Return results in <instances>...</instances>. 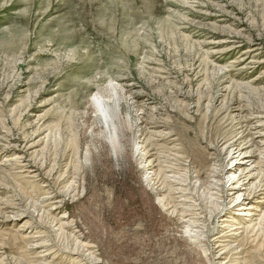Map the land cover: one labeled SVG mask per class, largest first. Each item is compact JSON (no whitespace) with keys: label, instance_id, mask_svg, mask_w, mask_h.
<instances>
[{"label":"rangeland","instance_id":"rangeland-1","mask_svg":"<svg viewBox=\"0 0 264 264\" xmlns=\"http://www.w3.org/2000/svg\"><path fill=\"white\" fill-rule=\"evenodd\" d=\"M121 79L133 101L109 86ZM262 86L264 0H0V264L219 262L218 237L234 229L221 221L250 219L220 187L209 193L205 145L233 141L238 117H264ZM96 91L118 94L115 151L88 107ZM180 147L188 162L174 161ZM195 213L201 233L187 240L177 223ZM262 231L232 258L264 264Z\"/></svg>","mask_w":264,"mask_h":264},{"label":"bare ground","instance_id":"bare-ground-1","mask_svg":"<svg viewBox=\"0 0 264 264\" xmlns=\"http://www.w3.org/2000/svg\"><path fill=\"white\" fill-rule=\"evenodd\" d=\"M228 44H230L228 46L229 49L227 48L228 51L236 50L237 47L235 43L228 42ZM259 63H262V62H259ZM120 81H122L120 85L119 84L114 85L112 83L108 85L112 88L113 92H115L116 90L119 91L117 93H119L120 96L123 97L126 101L130 102L136 99L137 93L134 92L135 90L134 85L129 84L127 81H125V79H121ZM262 87L263 88H260V87L257 88V91L261 90L262 92H264V86ZM116 95L118 94L115 93L112 96H103L98 91H96L94 94L91 95L90 99L88 100L89 109L91 110V112H93L95 115H97L101 119L102 125L104 127L103 129L107 131V135H108L107 139L113 151L118 149L117 133L119 132V123H120V117H119L120 111H119V106H117L116 98L118 97L115 98ZM140 105L142 106V104ZM151 105L152 103H147L146 107L147 106L151 107ZM143 110H146V109H139L137 111L139 112L138 115L144 114L142 113ZM238 114H241L240 111L238 112ZM238 118L239 120L241 119V123L244 124L243 126L244 129L242 132L238 134L237 137L235 136V138H233V141L223 140L222 142H220L221 144L220 146L217 144L215 145V143H209L208 145H205V146H208L207 149L211 151V155L213 156V158H211V165L209 166L207 172L205 173L207 178L206 177L204 178L206 179V184H207L206 188L208 189L209 193L212 195L211 192L216 189L215 186L220 187L221 188L220 191L224 195H227L229 202H231L232 204V207H230L229 210H231V208L233 209L234 207H238L237 211L239 212V214H237L236 216H238V218L245 217V218L250 219L249 221L241 220V219L236 220V217H231L227 215L229 219H223V221H221L223 223L230 224V225L225 224L226 230L227 229L229 230L230 228H234V229H232L233 231L232 234L231 232L230 234L221 232L220 236L218 237V238H221L220 242L223 243V247H221V251H219L221 255L218 256L217 259H220L222 256H224V258L219 260V262H217L216 264H231V263L239 264L238 258L233 259L232 256L233 255L239 256L238 254H240L241 252L239 250L243 246L242 243L247 237V235L250 233H254L255 229L257 228V232H258L257 237H258L263 232L262 230H264V228H262V226H264V211H262V213L259 216H257L254 213L258 210L257 208H259V206L258 205L256 206V201H254L255 196L252 197L253 195L252 192L255 188L257 189L258 187L260 188L264 187V171H262L261 169L262 167H264V117L263 116L253 117L252 115L247 114V116H243V117L241 116ZM139 119L143 121V117ZM253 119H255V121H252ZM152 135L155 137H160V141H163V140L167 141L165 138H171L173 133L170 132V133L165 134L162 131L161 132L157 131V132L152 133ZM150 137H151V134L150 136L147 137L146 141L150 139ZM175 148H173L174 158H175L174 161L176 160L178 161V159H183V162L187 161V156H186L187 153L182 151V147H180V149L178 148L177 150ZM155 150L156 148L153 151ZM180 154H181V157H180ZM223 155L226 156V159L230 158L229 162H231V165L223 166L221 164L220 157ZM152 156L154 157V155ZM155 157H156V154H155ZM148 158H150V156L146 157L145 163L148 164L149 166H152L153 165L151 162L152 160H148ZM157 169L161 171L158 165H157ZM155 171L151 170V173L152 172L155 173ZM251 171H253L254 174H256L259 177L257 182L255 183H253L252 181L253 180L252 176H247V174H245V172L250 173ZM169 173L172 175L174 174V172H169ZM177 175H179L180 177V174H177ZM168 177H172L173 179L178 178L177 176L176 177L168 176ZM184 178H185L184 182L187 183L189 178L188 177H184ZM196 181L199 182L200 180L197 179ZM169 183H170L171 189L174 188L173 190H176V191L181 189L175 186L177 184L180 185V183H175V181H172V182L170 181ZM184 187L186 188V185ZM262 191H263L262 193L260 192L261 194H254V195L256 196L264 195V188L262 189ZM176 194L180 195V197L178 196V198L181 199L180 201H183L184 203L187 202V200L189 199L186 197L187 194L184 193V191L179 190ZM192 215L193 214H191V216L186 215V217H183L182 220H180V222L177 223V225L179 229L181 228L180 233L182 234L183 237L187 238V240H198L199 238L198 235L201 233L199 224L203 222L204 220L201 221L200 220L201 217H199L198 214H196L197 215L196 217ZM64 218L65 216L60 218V220L57 221V224H59L58 226L60 228H62L63 226L67 227V225H65ZM27 223H24V227L29 225ZM79 238H81V236H76L73 238L74 239V242H73L74 249L73 250H76V248H79L80 246H82L80 244L81 242L79 241ZM37 243H39L40 245V242L38 241L33 244L34 248L37 247L38 245ZM84 246H86L88 249L92 248L91 245L88 243ZM41 247L43 246L41 245ZM242 252L244 253V251ZM47 255L48 254L46 253L42 257L47 256ZM224 261H226V263H224ZM68 264H72V263H68Z\"/></svg>","mask_w":264,"mask_h":264}]
</instances>
